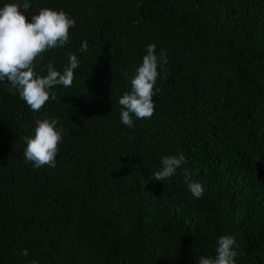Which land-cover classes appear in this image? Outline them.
I'll list each match as a JSON object with an SVG mask.
<instances>
[{"label": "trees", "instance_id": "obj_1", "mask_svg": "<svg viewBox=\"0 0 264 264\" xmlns=\"http://www.w3.org/2000/svg\"><path fill=\"white\" fill-rule=\"evenodd\" d=\"M30 3L32 15L76 21L36 73L49 62L62 71L73 54L79 67L39 112L0 84V264H198L224 235L237 264H264V0ZM150 43L167 53L165 79L153 116L129 129L119 99ZM44 118L66 135L55 167L36 168L25 138ZM179 154L174 177L151 178Z\"/></svg>", "mask_w": 264, "mask_h": 264}, {"label": "clouds", "instance_id": "obj_2", "mask_svg": "<svg viewBox=\"0 0 264 264\" xmlns=\"http://www.w3.org/2000/svg\"><path fill=\"white\" fill-rule=\"evenodd\" d=\"M30 9V0H11L0 6V84L6 83L10 92L18 93L33 112H39L50 97L55 100L54 88L72 85L79 60L76 55H70L68 65L62 71L49 62L46 75L36 73L34 62L48 50L65 47L76 21L62 10L41 8L38 14L32 15ZM167 63L164 49L157 52L155 43L146 46V54L131 80V91L119 99L123 109L120 114L122 125L131 129L135 120L153 116V97L159 91L157 80L165 79L164 66ZM58 124L57 119L37 120L34 136L25 138L24 156L34 167H55L59 146L66 135L63 126ZM186 162L183 154L163 156L151 178L164 182L174 177ZM185 183L193 198H203L205 189L201 182L189 176ZM237 247L234 235L221 236L217 240L215 255L201 256L198 264H237ZM24 255H28L27 251ZM33 264L37 262L33 261Z\"/></svg>", "mask_w": 264, "mask_h": 264}]
</instances>
